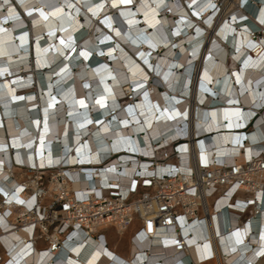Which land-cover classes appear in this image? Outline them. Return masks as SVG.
Segmentation results:
<instances>
[{
	"label": "bare ground",
	"instance_id": "1",
	"mask_svg": "<svg viewBox=\"0 0 264 264\" xmlns=\"http://www.w3.org/2000/svg\"><path fill=\"white\" fill-rule=\"evenodd\" d=\"M185 1L0 0V207L12 212L8 221L0 217V264H264V211L237 219L227 199L208 205L205 221L225 263H201L206 237L198 221H182L183 252L175 250L176 234L134 245V227L122 231L106 221L91 228L97 238L82 229L67 239L54 231L52 243L65 239L55 251L37 240V229L8 228L36 201H26L28 172L16 164L57 166L45 173L68 176L67 190L111 180L124 191L133 175L153 170L138 157L159 141L201 136L180 148L182 169L191 148L227 164L238 152L264 148V112L250 134L240 130L264 105V35L256 36L264 32V0ZM57 190L50 183L43 196ZM258 197L260 208L264 193ZM35 208L29 219L41 228ZM109 229L127 235L128 252L108 246Z\"/></svg>",
	"mask_w": 264,
	"mask_h": 264
},
{
	"label": "built area",
	"instance_id": "2",
	"mask_svg": "<svg viewBox=\"0 0 264 264\" xmlns=\"http://www.w3.org/2000/svg\"><path fill=\"white\" fill-rule=\"evenodd\" d=\"M199 104L202 106L201 103ZM253 109L256 110V114L244 128L240 129L241 132L248 134L252 132L254 122L260 116L259 113L264 112V105ZM188 110L189 106L185 112ZM178 132L182 134L181 130ZM186 134H182L169 145H161L160 141L154 143L155 148L148 156L140 154L138 158L150 160L148 168L153 170L149 173L133 175L124 191L113 185L111 180L105 183L106 186H96L91 191L86 189L80 193V191L67 190L63 181L65 178L71 182L68 176L63 173L61 175L45 173L57 166L37 164L25 167L23 164H16L28 172L22 180L23 191L29 194L26 201L32 198L36 201L30 209L25 208L26 203L19 204V207L25 208L26 211L12 222L13 224L8 227L9 231L21 229L27 232L31 228L33 233L37 229L39 233L37 240H42L51 251H55L57 247H62L71 233L77 230L82 229L92 234L93 238H97L91 228L106 221L110 227L115 228V225H118L122 231L134 227L137 232L130 238L134 245L136 238L141 241L156 234H176L175 250L183 252V244L185 248L186 244L183 241L185 237L181 234V225L183 222L193 224L198 221L205 223L203 230L206 239L198 248L201 263L214 259L225 263L223 259L225 253L221 249L219 236L215 234V238L212 237L209 242L205 222L211 217L209 206L212 203L214 209L220 201L227 199L228 210L233 209L239 213L237 219H242L243 215L255 216L258 210L264 211V206L259 208L258 197L260 193H264V148L257 152L244 150L241 152V157L238 152L230 164L218 161L217 156L209 154L202 156L203 151L197 152L191 148L186 155V167L183 166L182 169L180 148L201 140V136L189 139ZM208 135L210 134L205 136ZM243 142L245 143L246 140L244 139ZM140 144L144 148V145ZM121 152H113L112 157L122 156ZM106 161L97 165H105L108 163ZM50 183L56 185L58 190L52 194V198L46 200L43 195ZM42 198L43 203L40 201ZM37 199L41 203L40 207L37 205ZM239 200L244 203L243 208H238V206L242 207L238 203ZM2 202L5 204V201ZM34 207H36V221L38 224L40 222L43 230L40 226H36L35 221L31 223V220H34L32 219L34 216H31ZM39 212H42L41 216ZM11 215V211L9 213L6 210L1 211L0 207V217L8 221ZM245 225H248V221ZM54 231L59 235L66 234L64 241L58 240L56 244L52 243L49 238ZM47 233L49 236L45 235Z\"/></svg>",
	"mask_w": 264,
	"mask_h": 264
},
{
	"label": "rangeland",
	"instance_id": "3",
	"mask_svg": "<svg viewBox=\"0 0 264 264\" xmlns=\"http://www.w3.org/2000/svg\"><path fill=\"white\" fill-rule=\"evenodd\" d=\"M186 3V1L185 0H183V3ZM14 5L16 6L17 5V7H18V9H19V11H20V13L22 14V15H24L25 14V12H23L22 11V6L20 5V4H15V2H14ZM184 5H186V4H184ZM24 21L26 22V24L28 25V26H30V23L33 21V20H29L27 17H25L24 18ZM99 24V23H98ZM30 28L28 27V30H29ZM213 32V31H212ZM212 32H210L211 34H210V36L212 35L213 36V34H212ZM151 33V32H150ZM32 34V30H31V33H30V37H32V39H33V42L30 44V51H31V53H32V56H34L35 54V41H34V38H33V35H31ZM214 35L216 36V37H218V33L216 32V33H214ZM262 35H264V32H259L256 36H262ZM211 36V37H212ZM31 39V38H30ZM206 46V45H205ZM161 54V53H160ZM31 59V65L33 66V61L35 60V57H34V60L32 61V57L30 58ZM233 72V71H232ZM128 101V100H127ZM123 102H125V101H123ZM105 240L107 241V243H108V246L110 247L111 246V244L112 245H116V247H117V249L119 250V251H125V252H128V249H129V243H128V241H127V235H125V236H122V237H118L116 234H115V232L112 230V229H109V230H106L105 232Z\"/></svg>",
	"mask_w": 264,
	"mask_h": 264
},
{
	"label": "crops",
	"instance_id": "4",
	"mask_svg": "<svg viewBox=\"0 0 264 264\" xmlns=\"http://www.w3.org/2000/svg\"><path fill=\"white\" fill-rule=\"evenodd\" d=\"M37 247H38V248L42 247V244H41V243H39V244L37 245ZM125 254H126V253H125Z\"/></svg>",
	"mask_w": 264,
	"mask_h": 264
}]
</instances>
